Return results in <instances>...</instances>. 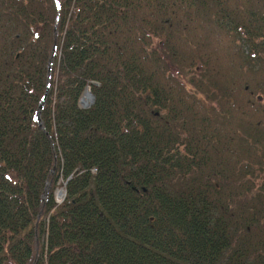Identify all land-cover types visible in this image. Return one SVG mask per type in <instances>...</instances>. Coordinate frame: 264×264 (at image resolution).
<instances>
[{
	"label": "trees",
	"instance_id": "trees-1",
	"mask_svg": "<svg viewBox=\"0 0 264 264\" xmlns=\"http://www.w3.org/2000/svg\"><path fill=\"white\" fill-rule=\"evenodd\" d=\"M0 264H264V0H0Z\"/></svg>",
	"mask_w": 264,
	"mask_h": 264
},
{
	"label": "water",
	"instance_id": "water-1",
	"mask_svg": "<svg viewBox=\"0 0 264 264\" xmlns=\"http://www.w3.org/2000/svg\"><path fill=\"white\" fill-rule=\"evenodd\" d=\"M46 92H47V88H46V90H45V92H44V94H43V96H42V98H41V102H40V103L38 104V106H37V111H36V116H35V119H36V122H37V123L39 122L38 113H39V110H40V108H41V106H42V103H43V101H44V98H45ZM88 93H89V103H88V104H87V103H82V102H81V99H80V101H79V105H80V107H82V108H86V107H88V106L91 104V102H92L93 97H92V95L90 94L89 91H88Z\"/></svg>",
	"mask_w": 264,
	"mask_h": 264
},
{
	"label": "bare ground",
	"instance_id": "bare-ground-1",
	"mask_svg": "<svg viewBox=\"0 0 264 264\" xmlns=\"http://www.w3.org/2000/svg\"><path fill=\"white\" fill-rule=\"evenodd\" d=\"M81 102L82 103H89V93H88V90H85L82 94V98H81ZM57 195L60 197V196H63V190L60 189L57 191Z\"/></svg>",
	"mask_w": 264,
	"mask_h": 264
},
{
	"label": "rangeland",
	"instance_id": "rangeland-1",
	"mask_svg": "<svg viewBox=\"0 0 264 264\" xmlns=\"http://www.w3.org/2000/svg\"><path fill=\"white\" fill-rule=\"evenodd\" d=\"M50 66H52V60H51V59H50V61H49V63H48V68H50ZM169 71H170L171 74H175V70H174L173 68H170ZM48 72H49V69H48ZM58 190H60V189H58ZM58 190H57V191H58ZM57 191H56L55 194H54V199H55L56 202H60V201L63 199V196H60V197H59V196L57 195Z\"/></svg>",
	"mask_w": 264,
	"mask_h": 264
}]
</instances>
